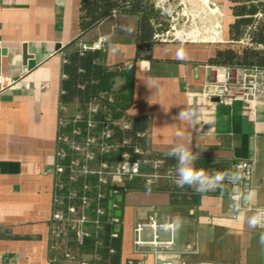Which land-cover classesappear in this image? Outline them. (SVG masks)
<instances>
[{"label":"crops","instance_id":"1","mask_svg":"<svg viewBox=\"0 0 264 264\" xmlns=\"http://www.w3.org/2000/svg\"><path fill=\"white\" fill-rule=\"evenodd\" d=\"M167 1L152 0L160 9ZM208 1L217 9V41H155L138 57L135 15L116 14L83 33L81 0H0V264H69L61 258L53 262L49 247L65 49L102 35L107 38L99 57L103 66L114 71L134 62L113 76L102 94L125 91L127 112L147 119L144 147L149 155L175 167L167 153L179 141L193 151L203 150L197 168L222 170L235 160L252 161L254 192L249 203L264 207L263 110L254 113L247 104H223L201 94L216 66L209 60L217 48L231 42L228 26L236 19L230 0ZM203 4L206 9L207 0H197L202 13ZM179 109L194 110V119L177 121ZM237 204L225 191L198 192L165 180L128 182L121 198L115 264L141 258L133 251L134 229L150 215L174 223L173 235L161 229L160 237H174L178 261L264 264L259 242L263 231L247 225L255 212L239 210ZM142 235L151 239L153 231L147 228ZM92 246L90 241L88 248ZM146 264H154L153 258Z\"/></svg>","mask_w":264,"mask_h":264},{"label":"built area","instance_id":"2","mask_svg":"<svg viewBox=\"0 0 264 264\" xmlns=\"http://www.w3.org/2000/svg\"><path fill=\"white\" fill-rule=\"evenodd\" d=\"M165 10L166 7L162 9ZM255 16L261 18L263 15ZM171 26L165 32L156 33L154 42L171 40ZM106 41L102 35L90 44L78 45L82 50L101 52L106 50ZM239 43H250L248 33ZM211 70L212 76L201 90L203 97L223 104L240 102L249 105L254 113L259 109L264 112V67L216 65ZM125 99V91H117L101 94L86 104L79 103L74 109L63 101L59 105L49 244L53 262L61 258L69 264H115L109 255L117 249L105 245L102 234L110 226V236L120 237L121 198L127 183L142 179L147 184L165 180L176 185L172 178L174 166H166L164 160L151 157L143 144L128 137H118V131L128 130L132 125V116L123 105ZM138 136L142 137L144 133L139 132ZM237 170L241 176L239 181L211 190L227 192L237 201L239 210L255 212L264 208L249 203L254 192L252 161L235 160L228 168L216 171ZM174 227L173 222H160L155 215L138 223L134 229L133 251L141 258H129L126 264H146L149 257L153 258L154 264H186L176 257L174 237H160L161 229L173 235ZM147 228L153 231L151 239L142 235ZM90 241L93 246L88 248ZM105 249L108 255H105ZM83 253L89 254V258H82ZM200 264L223 263L204 261Z\"/></svg>","mask_w":264,"mask_h":264},{"label":"trees","instance_id":"3","mask_svg":"<svg viewBox=\"0 0 264 264\" xmlns=\"http://www.w3.org/2000/svg\"><path fill=\"white\" fill-rule=\"evenodd\" d=\"M236 19L229 24L228 30L231 42L216 49L209 62L215 65L230 67L259 65L264 67V17L257 19L260 11L264 14V0H230ZM113 13L135 15L138 17L136 37L137 56L150 50L156 33L165 32L170 27V21L162 9L157 8L152 0H81L79 27L81 32H87L98 23L110 17ZM248 33L249 44L239 41ZM78 42L71 43L65 49L64 74L62 82V101L67 104L79 102L86 104L99 98L102 92L108 90L110 79L117 73L132 68L134 62L122 64L116 70H108L99 62L100 52L97 50H82ZM148 121L144 117H132L131 128L118 131L119 138H131L133 142L146 145V134L138 133L147 130ZM106 244L119 248V238L110 236V226L105 233ZM107 249L104 250L108 255ZM108 257V256H107ZM110 260L118 262V253L109 255Z\"/></svg>","mask_w":264,"mask_h":264},{"label":"clouds","instance_id":"4","mask_svg":"<svg viewBox=\"0 0 264 264\" xmlns=\"http://www.w3.org/2000/svg\"><path fill=\"white\" fill-rule=\"evenodd\" d=\"M194 110L179 109L175 119L180 122H189L194 119ZM178 138L183 137L182 132L176 133ZM203 150L193 151L190 145L177 142L167 153L176 161L174 169V182L178 187H192L198 192H206L211 189L221 188L225 183H235L241 179L239 171H216L197 168L196 162ZM247 225L250 229L264 230V208L257 209L253 215L248 217ZM260 244L264 246V232L260 236Z\"/></svg>","mask_w":264,"mask_h":264},{"label":"rangeland","instance_id":"5","mask_svg":"<svg viewBox=\"0 0 264 264\" xmlns=\"http://www.w3.org/2000/svg\"><path fill=\"white\" fill-rule=\"evenodd\" d=\"M202 6L203 13L197 6V0L167 1L164 12L172 25L170 28L171 39L187 42L205 41L208 43L214 40L217 41V34H214L216 22L213 20L217 9L214 10L208 0L206 9L204 4ZM203 14L204 18H200L199 16L202 15L201 17H203ZM174 34H177V36Z\"/></svg>","mask_w":264,"mask_h":264},{"label":"water","instance_id":"6","mask_svg":"<svg viewBox=\"0 0 264 264\" xmlns=\"http://www.w3.org/2000/svg\"><path fill=\"white\" fill-rule=\"evenodd\" d=\"M2 53H4V51H2L0 48V75H1V55H2Z\"/></svg>","mask_w":264,"mask_h":264},{"label":"bare ground","instance_id":"7","mask_svg":"<svg viewBox=\"0 0 264 264\" xmlns=\"http://www.w3.org/2000/svg\"><path fill=\"white\" fill-rule=\"evenodd\" d=\"M216 8H214V10H215Z\"/></svg>","mask_w":264,"mask_h":264}]
</instances>
